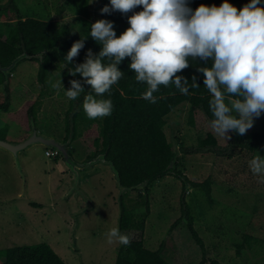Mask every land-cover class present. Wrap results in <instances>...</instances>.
Returning <instances> with one entry per match:
<instances>
[{"label":"rangeland","instance_id":"obj_1","mask_svg":"<svg viewBox=\"0 0 264 264\" xmlns=\"http://www.w3.org/2000/svg\"><path fill=\"white\" fill-rule=\"evenodd\" d=\"M101 1L12 0L14 8L9 15L69 21L76 26L86 12L92 21L101 18ZM245 2L235 5L239 9ZM60 7L65 8L62 14H58ZM113 26L117 35L127 27L120 23ZM38 69V60L23 58L12 71L9 110L0 106V137L24 139L32 130V117L43 134L59 139L66 135L65 113L71 99L66 97L65 88L70 86V79L60 70L53 71L36 118L27 115V103L37 97L40 89ZM25 82L29 83L28 87ZM3 92L6 93L0 84V95ZM186 104L167 115L165 130L170 140L190 148L192 153L181 149L175 166L190 180L185 182L184 175L180 179L166 174L150 182L146 191H125L122 193L124 202L139 214L146 208L144 202L148 195L151 211L145 223V245L157 249L167 243L168 249L172 240L167 260L173 264L198 263L203 256L189 230L184 201L205 242L206 264H212L213 260L218 264H264V180L254 174L247 163L254 155H264V149L253 153L233 138L226 146L211 145L217 146L220 152L217 149L195 152L194 147L202 146L199 139L205 137L206 131L198 133L188 125ZM259 118L256 123L264 127V112ZM85 138L74 140L70 146L78 160H86L91 153ZM223 141L220 140L222 145ZM45 148L34 144L21 151L20 171L12 153L0 147V249L46 242L67 264H115L121 243L115 240L109 243L104 236L108 227L119 228L121 217L120 189L112 169L98 163L80 170L79 187L93 204L83 211L89 201L75 191L69 194L73 174L62 155H47ZM232 151V158L222 154ZM208 177L212 181V204L203 190L193 185ZM122 232L129 234L130 239L139 235L138 229ZM248 234L253 237L249 243L245 241Z\"/></svg>","mask_w":264,"mask_h":264},{"label":"trees","instance_id":"obj_2","mask_svg":"<svg viewBox=\"0 0 264 264\" xmlns=\"http://www.w3.org/2000/svg\"><path fill=\"white\" fill-rule=\"evenodd\" d=\"M246 0H231L233 4ZM88 2L85 0V3ZM109 0H102L100 8ZM189 4L195 8L200 3L219 4L221 0H188ZM14 2L0 4V62L4 65L10 64L18 54L22 52L24 46L30 54L42 52V58L35 56L32 59L39 61L37 82L40 89L36 98L28 101L26 112L28 116H34L38 108L42 105V97L48 92L50 77L54 70H60L61 74L69 79L80 78L79 73H69L68 68L74 67L75 63L81 62L86 54V50L91 48L93 52H98L101 45L90 35L89 24L92 21L87 12L82 21L72 26L68 22L58 20H45L38 17H11L10 11L14 8ZM136 9L122 13L119 10L100 12V16L111 19L114 23L128 26L127 16ZM99 8V10H100ZM65 8H58V14H62ZM10 17V18H7ZM84 45L79 50V54L73 58V63H68L64 55L76 39L84 37ZM189 65L179 70L182 76H187L189 80L196 76L199 87L189 88L188 93H181L170 82L168 85L160 84L153 92L156 97L155 102L145 99L141 94L146 90V83L135 79L134 70L128 68L129 57H125L118 65L124 74L118 81L110 87V90L103 93L105 97L110 96L112 100V111L105 116L89 118L82 106L83 95L90 92L89 85L85 84L84 92L78 97L71 99L69 108L65 113L67 124L66 133L73 136V140L86 137L91 153L87 159L98 153H106V157L111 159L119 170L121 182L125 185H133L145 178L155 175L159 177L166 174H173L178 178H184L183 172L176 169L169 172V163L174 153V143L168 138L165 130L167 115L179 103L188 102V125L196 132L206 131L204 138L199 139V145H221L226 146L234 138L242 147H249L254 153L264 149V132H253L248 134V129L244 134H237L229 130L230 135H218L210 127V120L213 118L209 108L208 100L210 94L203 85V74L197 71L196 65L204 61L189 58ZM11 79L6 84V93L0 95V106L4 110H9V99L11 94ZM5 82V76L0 72V84ZM191 83V81H189ZM93 95H96L93 93ZM97 126V127H95ZM68 138V137H67ZM220 140H224L222 142ZM71 146V145H70ZM48 148V147H46ZM187 153H192L190 148L182 146ZM71 151V149H70ZM212 151V150H210ZM220 152V151H219ZM71 153H73L71 151ZM224 156L232 158L234 152L222 153ZM59 155V154H57ZM184 175V176H183ZM185 182L190 179L185 176ZM180 178V179H181ZM211 177L202 182H193V185L205 193L207 201L213 203V189ZM134 190H137L134 188ZM149 190V188H148ZM145 210L137 214L135 209L128 208L124 202V196L120 197L121 217L119 221L120 231L125 229H138L139 235L130 239L127 245L121 244L115 264H173L167 260L169 248L173 246L170 240L169 248L167 243H162L157 249L148 248L145 245V223L150 214V202L148 195L145 200ZM35 205H38L34 203ZM188 204L184 201V209L188 215V226L197 244L200 246L203 256L198 263L208 262L207 249L203 238L194 226L192 215L189 213ZM252 235H246L245 241L250 242ZM242 247V244H240ZM0 264H67L65 260L46 242L37 244H25L6 247L0 249ZM212 264H218L213 260Z\"/></svg>","mask_w":264,"mask_h":264},{"label":"clouds","instance_id":"obj_3","mask_svg":"<svg viewBox=\"0 0 264 264\" xmlns=\"http://www.w3.org/2000/svg\"><path fill=\"white\" fill-rule=\"evenodd\" d=\"M138 5L142 7L127 16L128 26L119 35L111 19L90 22L87 36L101 47L98 52L88 48L84 59L68 68L82 79H70L66 97H78L87 84L91 91L83 95L85 114L89 118L110 114L111 97L102 94L124 74L118 65L125 57L135 79L147 85L141 94L145 99L155 102L153 92L170 82L188 93L200 84L195 75L189 80L179 70L189 65L190 57L198 58L204 61L196 67L210 94L211 129L226 138L229 130L244 134L254 117L264 112V0H246L239 9L231 0L218 5L202 2L195 8L188 0H109L100 12L127 13ZM85 37L72 42L66 62L73 63ZM247 163L264 180V155H254ZM104 236L109 243H130L129 234L116 226L108 227Z\"/></svg>","mask_w":264,"mask_h":264},{"label":"water","instance_id":"obj_4","mask_svg":"<svg viewBox=\"0 0 264 264\" xmlns=\"http://www.w3.org/2000/svg\"><path fill=\"white\" fill-rule=\"evenodd\" d=\"M42 55H43L42 52L36 53V54H30L27 51V49L23 46L22 52L18 54L15 58H13L10 64L4 65L0 62V71L5 76V82L3 83L4 90L6 89V84L10 81V76L12 74V71L16 67L17 63L20 62V59L22 60L23 58H32L33 56L42 58ZM31 120H32V130L27 137L21 140H7V139L0 137V147L12 153V155L14 156L15 162H17L16 165L20 171H22V167H21L22 163L20 162V157H19L21 151L31 147L34 144H42L46 147H50L54 150H57L60 153V155H62L65 164L68 166L69 170L73 174V183L69 189V194H72L75 191L77 194H81L86 199H88V195L85 193V191H83L79 187V183L81 179L80 170L83 167L91 168L95 164H98V163H104L110 166V168L113 171V175L116 180V183L120 189V195H122V193H124L125 191L132 190L134 188L146 191L148 184L152 182L154 179L159 177V175L157 174L150 178H145L144 180L138 183H135L133 185H125L121 182V178L119 175L120 172L118 168L116 167V165L111 159H108L106 157V153L102 152V153H98L97 155L93 156L90 159L78 160L74 156V154H72L70 151V145L74 141L73 136L71 134L68 136V138L65 141L55 136L43 134L36 128V125L34 123L35 120L33 117L31 118ZM172 141L174 143V153L169 163V172L174 173L176 170V167H175L176 159L178 155L180 154V152H182L181 151L182 148L180 145L176 143L175 140H172ZM216 147L217 146H211V145L206 146L205 145V146H199V147L196 146L194 147V149H195V152H199V151H208L210 149L215 150L217 149ZM217 150L218 152L220 151V149H217ZM185 185L187 186V184ZM88 201H89V205L86 208H84L83 211L86 209H89L93 205L89 199ZM77 215L78 214H75V216Z\"/></svg>","mask_w":264,"mask_h":264},{"label":"crops","instance_id":"obj_5","mask_svg":"<svg viewBox=\"0 0 264 264\" xmlns=\"http://www.w3.org/2000/svg\"><path fill=\"white\" fill-rule=\"evenodd\" d=\"M26 83V86L28 87V85H29V83L28 82H25ZM186 103L185 102H183V103H179L176 107H174V108H180V107H182V106H184ZM187 105V109H189V106H190V104H186ZM173 108V109H174ZM188 118V117H187ZM260 120V118H259V116L258 117H254V123H253V125L250 127V128H248V134H251V133H253V132H260V131H262L263 132V130H264V127L261 125V123H256V121H259Z\"/></svg>","mask_w":264,"mask_h":264},{"label":"built area","instance_id":"obj_6","mask_svg":"<svg viewBox=\"0 0 264 264\" xmlns=\"http://www.w3.org/2000/svg\"><path fill=\"white\" fill-rule=\"evenodd\" d=\"M46 150H45V153L47 154V155H55V154H59L60 155V153L57 151V150H54V149H52V148H45Z\"/></svg>","mask_w":264,"mask_h":264},{"label":"flooded vegetation","instance_id":"obj_7","mask_svg":"<svg viewBox=\"0 0 264 264\" xmlns=\"http://www.w3.org/2000/svg\"><path fill=\"white\" fill-rule=\"evenodd\" d=\"M8 2H10V0H0V4H6V3H8ZM67 133H66V135L64 136V138H62V140H66L67 139ZM86 159H87V157H86Z\"/></svg>","mask_w":264,"mask_h":264}]
</instances>
